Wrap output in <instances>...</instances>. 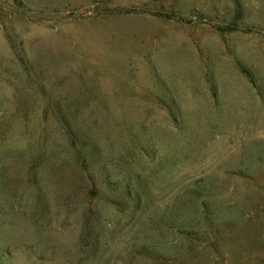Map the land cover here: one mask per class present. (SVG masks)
Wrapping results in <instances>:
<instances>
[{
	"label": "rangeland",
	"instance_id": "obj_1",
	"mask_svg": "<svg viewBox=\"0 0 264 264\" xmlns=\"http://www.w3.org/2000/svg\"><path fill=\"white\" fill-rule=\"evenodd\" d=\"M0 264H264V0H0Z\"/></svg>",
	"mask_w": 264,
	"mask_h": 264
}]
</instances>
